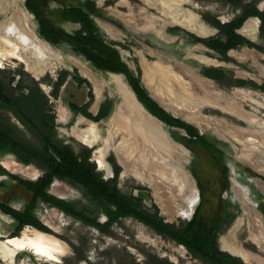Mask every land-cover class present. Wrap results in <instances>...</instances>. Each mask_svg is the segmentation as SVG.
<instances>
[{
    "label": "rangeland",
    "instance_id": "374dc122",
    "mask_svg": "<svg viewBox=\"0 0 264 264\" xmlns=\"http://www.w3.org/2000/svg\"><path fill=\"white\" fill-rule=\"evenodd\" d=\"M94 1L99 12L93 14V17L105 41L119 50L121 60L132 70L134 80H138L140 87H144L148 95L164 110L167 108L153 98L142 81V60L168 66L186 83L196 82V80L210 82L208 85L211 88L201 90L195 86L191 89L194 90L192 96L185 97L190 110H183L181 106H178L181 101L175 97L173 101L167 102L172 110L176 111L172 112L168 109L166 111L196 127L199 134L216 139L218 155L215 156L201 145L192 143L185 129L167 123L166 129L173 140L188 149L189 163L186 169L192 176L199 195V202L194 213L202 203V216L207 220L208 230H215L214 224L222 222V230L217 231L218 244L221 248H223L221 237L226 235L233 224L241 218L238 239L246 250L259 256L264 264V248H259L248 238L247 217L232 189L234 180L240 193L245 191L244 193L251 198L264 221V213L260 209V204H264L262 190L264 187V22L260 19L258 31L253 35L247 37L239 32L242 25L250 17L255 16H250L251 13L256 11L264 13V0H165L168 7L162 0H150L155 3L153 7L147 5L145 0H128L132 4L135 15L131 22L115 11L118 8L120 12H129L127 8L115 7L119 0ZM0 7V22L12 18L11 16L18 10L24 17L25 27L34 31L40 39L53 48L55 53L58 52L59 58L63 59H60L53 73L46 72L42 81H38L43 86V91L49 96L56 114L58 139L67 144L77 155L90 153V159L95 161L103 177L116 184L124 193L137 196L141 187L146 188L147 191H143L145 205L152 209V204H157L166 221L181 224L185 220H190L194 213L191 217L179 214V208L165 202L162 192L155 193L148 184L124 171L113 149L107 153L110 175L106 170H101L95 160L94 152L105 142L112 128L113 115L122 100L113 75L122 74L123 83L129 88L130 82L124 72L99 69L91 56L94 52L87 51L68 40V36L75 35L81 29V24L73 19V12L79 7L89 9L86 1L0 0ZM189 11L199 14L209 27L215 29V32L202 37L175 22V16L183 18L184 13ZM67 23L78 26L76 28L70 26L67 30L65 28ZM103 24L117 31L115 36L103 28ZM202 55L216 60L217 63L203 62L199 58ZM82 66L98 79L102 90V98L96 112L92 107L97 100V93L93 82L82 70ZM66 72L70 73L67 82L61 88L59 96L55 97L54 83L57 84ZM0 74L7 79L8 83L10 82L12 88H9V91L17 94L26 92V88L22 91L13 89L18 82L27 87L33 85V80L37 81L24 69L23 64L16 63L13 59L5 60L0 65ZM75 77L79 78L81 83L76 81ZM159 82H162L164 91L174 90L170 80ZM90 91L93 93L91 97ZM245 93H249L252 98L245 99L243 96ZM240 102L243 104L242 109L250 113V116L259 123L251 125L220 108L222 106L237 107ZM71 103L79 106L88 103L89 116L72 110ZM61 109L67 110L66 118L59 115ZM101 110L105 116L96 119ZM8 115L11 117V114ZM82 116L95 121L99 126L101 140L94 147L83 144L71 133L74 126H82L79 124ZM11 119L20 125L16 119L13 117ZM198 121L202 126L198 125ZM234 127L253 130L251 136L254 141L250 145L254 143L255 145L253 147L249 145L247 148L236 143L237 141L231 137V134L235 132ZM228 131L230 133H227ZM12 160L21 164L14 155L0 153V164L10 173L31 180L43 174V170L34 164L29 166L38 171L36 177L27 176L18 170H9L3 162ZM62 182L65 184L60 187L62 196L54 193L53 185L49 187V192L73 202L91 214L95 212V205L79 189ZM147 193H150L151 198L146 196ZM30 197V192L16 180L6 174L0 175L1 202L9 203L18 210H24ZM54 208L56 207L39 200L34 216L41 225L46 227L45 232L55 236L63 246L65 251L60 257V262H46L39 259L36 263L25 250L20 252L18 262L21 257L22 259L29 257L30 261L23 264H135L138 261L140 264H151V262L154 264H204L195 259L182 245L157 233L134 217H121L111 226L109 229L111 232L108 234L66 215L58 208L55 212ZM97 218L102 223L107 221V216L102 212ZM17 225V220L0 210L1 240L12 236ZM251 233L258 235L256 229H252ZM258 236L263 238L264 245V232L259 233ZM241 243L237 244L241 245ZM157 258L161 260H156ZM260 261L255 264H261ZM0 262H2L1 259Z\"/></svg>",
    "mask_w": 264,
    "mask_h": 264
},
{
    "label": "bare ground",
    "instance_id": "6f19581e",
    "mask_svg": "<svg viewBox=\"0 0 264 264\" xmlns=\"http://www.w3.org/2000/svg\"><path fill=\"white\" fill-rule=\"evenodd\" d=\"M162 1L165 2L166 6V1ZM99 2H102V0H99ZM145 3L151 7L155 6V3L150 0H145ZM115 7H124L129 10L128 13L120 12L118 11V8L115 10L128 22H131L135 17L132 4L128 0H119ZM142 12L146 11L142 10ZM11 17L12 18L0 22V65H2L5 60H16V63L23 64L24 69L34 78H38L39 81H42L46 72L53 73L56 70L58 63L62 58H59V55L57 54L58 52L55 53L52 50L53 48L40 39L34 31L25 27L23 22L24 17H22L18 10ZM259 21L260 19L257 17H250L239 29V32L247 36L255 34L258 31ZM175 22L184 25L202 37H207L215 32V29L209 27L200 18L199 14L190 11L184 13L183 18L175 16ZM65 25L67 30L70 26H74V28L78 26L71 23ZM103 28L114 36L117 33V31L109 25L103 24ZM199 47L205 48L203 46ZM199 58L207 64L217 63L216 60L203 55L199 56ZM142 61L143 82L145 86L163 107L172 112L174 110H172L171 105L167 101H173V98L177 97L179 98L178 100L181 101V104L178 106H181L183 110H190V107H188L185 102V97L192 96L194 90L192 91L191 89L193 87L195 88V86H197L198 89L201 88V90H206L210 87L208 85L210 82H200L199 80H196L195 76L194 80H196V82L186 83L182 80L180 75L174 73L172 69L164 64L157 62L156 64H152L146 60ZM82 70L94 84L97 93V100L92 109L96 112L102 98V90L98 79L83 66ZM121 75H113V79L118 84L119 91L122 95L121 104L118 105L117 110L113 115L112 128L108 133L105 142L94 152L95 160L97 161L99 168L101 170H106L107 174L110 175L111 169L107 162V153L110 149H113L118 162L123 167L124 171L131 173L137 179L148 184L155 193L159 191L162 192L166 199L165 202H169L172 207L175 206L176 208H179V214L191 217L199 202V195L195 182L186 169V165L189 163L188 149L171 138L166 129L167 125L157 119L148 109L143 107V105L136 99L132 89L123 83ZM166 79L168 82L170 80L173 86L174 90L171 92L164 91V87L162 88V82H159L160 80ZM236 92L242 93L240 90H236ZM243 96L248 100L252 98L249 93H245ZM242 107L243 104L240 102L237 107L222 106L220 108L230 114L232 113L243 121H247L251 125L259 123L256 119L250 116V113L243 110ZM67 113V110L61 109V114L59 113V115L66 118ZM197 123L199 126H202L199 121ZM79 124L82 126H74L71 132L72 135L89 147L96 146L101 140V132L98 124L85 116L80 118ZM234 128L235 132L231 134V137L237 141L236 143L248 148L254 141L251 136L253 130L242 127ZM227 133L230 132L228 131ZM116 141L117 143H115ZM253 145H255V143ZM253 145L250 146L253 147ZM246 147L245 150L247 149ZM3 163L9 170H18L30 177L37 176L38 171L36 169H33L30 166H23L17 161H5ZM52 185L54 193L58 196H62L60 187L65 184L62 181L56 180ZM232 189L241 204L245 216L247 217V225L250 231L256 229L258 235L259 233H263L264 221L262 220L260 213L257 211L256 205L251 201V198L244 193L245 191L240 193L238 190L239 187L234 183V180ZM262 190L264 192V187ZM54 211L56 212L58 210L54 208ZM241 223L242 220L240 218L234 223L235 226H233L234 228H231L229 234L221 237L220 241L223 246L222 249L237 254L249 264H255L260 261L259 256L246 250L243 245H238V241L233 235L234 230L237 227L239 229ZM258 235H253L251 233L250 236H252V238H250V240L256 245L260 243L263 244V238ZM235 244H237V246ZM24 250L33 251L41 261L46 262H60V257L65 251L55 236L28 225L24 227L21 234L18 236L8 237L5 240L0 239V257L1 260L5 261L7 264H23L26 261H30L29 257L24 259L21 257L18 262L17 258L20 252ZM173 261L176 262L174 259ZM261 264L263 263L261 262Z\"/></svg>",
    "mask_w": 264,
    "mask_h": 264
},
{
    "label": "trees",
    "instance_id": "16d2710c",
    "mask_svg": "<svg viewBox=\"0 0 264 264\" xmlns=\"http://www.w3.org/2000/svg\"><path fill=\"white\" fill-rule=\"evenodd\" d=\"M85 1L89 9L79 7L73 12V19L81 24V29L75 35L68 36V40L87 51L94 52L91 56L99 69L124 72L139 100L154 116L168 125L185 129L192 143L201 145L217 156L216 139L199 134L196 127L168 113L148 95L144 87H140L138 80H134L132 70L121 60L119 50L107 43L99 31L93 17V14L99 12L95 1ZM250 16L264 22V13L256 11ZM69 75L70 73L66 72L57 84L54 83L55 97L59 96ZM75 80L81 83L79 78L75 77ZM9 88H12L10 82L8 83L0 74V153L12 154L21 164L25 166L34 164L43 170V174L37 180H31L8 172L0 164V175H9L31 194L24 210H18L9 203L0 201V210L18 222L15 233L10 237L18 236L27 225L47 231L34 216L38 201L43 200L66 215L104 233L110 234L109 229L121 217L131 216L164 237L184 246L195 259L204 264H246L240 257L219 246L217 231L222 230V222L214 224L215 230H208L207 220L202 216V203L190 220H185L181 224L168 222L161 215L157 204L153 203L152 209L145 205L143 191H147L146 188L141 187L137 196L124 193L116 184L103 177L95 161L90 159V153L77 155L67 144L60 141L57 137L56 114L49 96L41 89L40 82L33 80V85L27 87L18 82L13 87L14 90L22 91L26 88V92L18 94L10 92ZM89 95L91 97L93 93L90 91ZM70 107L82 115L89 116L88 103L82 106L71 103ZM8 114H11L20 125L13 122ZM104 116L105 113L101 110L96 119ZM56 179L79 189L95 205V212L91 214L73 202L50 193L49 187ZM146 196L151 198L150 193ZM260 209L264 213V204H260ZM101 212L107 216L104 223L97 218ZM28 255L37 263L32 254ZM135 264L140 263L138 261Z\"/></svg>",
    "mask_w": 264,
    "mask_h": 264
},
{
    "label": "water",
    "instance_id": "95a60500",
    "mask_svg": "<svg viewBox=\"0 0 264 264\" xmlns=\"http://www.w3.org/2000/svg\"><path fill=\"white\" fill-rule=\"evenodd\" d=\"M37 81H39V79L38 78H35ZM142 81H143V79H142ZM130 85V84H129ZM41 86V88L44 90V88H43V86L42 85H40ZM130 88L132 89V91L134 92V94H135V97H136V99L143 105V107H145V105L139 100V98L137 97V95H136V93H135V91L133 90V88L131 87V85H130ZM154 98V97H153ZM146 108V107H145ZM147 109V108H146ZM167 110V109H166ZM151 113V112H150ZM156 117V116H155ZM157 118V117H156ZM157 119H159V118H157ZM160 120V119H159ZM160 121H162V120H160ZM162 122H164V121H162ZM165 123V122H164ZM166 124V123H165ZM167 125V124H166ZM39 177L37 176L36 178H35V180H37ZM57 180V179H56ZM56 180H54V181H56ZM54 181H53V183H54ZM52 183V184H53ZM51 184V185H52ZM57 196V195H56ZM193 215V214H192ZM191 215V216H192ZM233 226H235V224H233ZM232 226V227H233ZM234 228V227H233ZM249 234H248V238L250 239V238H252V236H250V234H251V231H250V229H249ZM229 234V231L227 232V234L226 235H228ZM233 235H234V237H235V239L239 242V243H241V241L238 239V227L234 230V232H233ZM241 245H243L242 243H241ZM257 246L260 248L261 246L264 248V245L262 244V243H260V244H257ZM184 247V246H183ZM185 248V247H184ZM186 249V248H185ZM224 250V249H223ZM225 251H227V252H229V253H231V254H233V255H235V256H237V257H239L237 254H234V253H232L231 251H228V250H225ZM27 252H29V254H32L34 257H35V260H39V258L33 253V251L31 252V251H27ZM0 259H1V257H0ZM246 264H249L247 261H245L243 258H241ZM2 261V260H1ZM1 264H7L5 261H2V262H0Z\"/></svg>",
    "mask_w": 264,
    "mask_h": 264
},
{
    "label": "flooded vegetation",
    "instance_id": "af4514ba",
    "mask_svg": "<svg viewBox=\"0 0 264 264\" xmlns=\"http://www.w3.org/2000/svg\"><path fill=\"white\" fill-rule=\"evenodd\" d=\"M71 24H73V23H71ZM73 25H77V24H73ZM243 26V25H242ZM244 35V34H243ZM245 36H247V35H245ZM248 37V36H247ZM256 38V37H255Z\"/></svg>",
    "mask_w": 264,
    "mask_h": 264
}]
</instances>
